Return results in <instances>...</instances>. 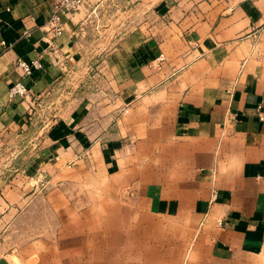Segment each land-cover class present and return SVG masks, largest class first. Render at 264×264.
<instances>
[{
    "label": "crops",
    "instance_id": "crops-1",
    "mask_svg": "<svg viewBox=\"0 0 264 264\" xmlns=\"http://www.w3.org/2000/svg\"><path fill=\"white\" fill-rule=\"evenodd\" d=\"M57 1L0 0V135L27 114L9 99L13 84L45 93L81 62L75 32L91 13L64 16L52 47ZM142 1L153 3L135 6L139 21L101 56V101L70 122L83 145L71 153L130 211L117 215L133 224L126 234L147 223L193 240L198 264H264V0ZM36 58L43 67L24 77L18 59ZM65 136L55 131L59 145ZM118 241V263L140 264L127 259L140 249Z\"/></svg>",
    "mask_w": 264,
    "mask_h": 264
},
{
    "label": "rangeland",
    "instance_id": "rangeland-1",
    "mask_svg": "<svg viewBox=\"0 0 264 264\" xmlns=\"http://www.w3.org/2000/svg\"><path fill=\"white\" fill-rule=\"evenodd\" d=\"M152 3L112 0L98 6L75 35L81 62L69 66L47 92L19 99L27 114L0 135V264H119L118 240L140 249V256H127L139 258L140 264H198L189 251L193 240L167 239L165 231L144 230L147 223L126 234L123 227L133 224L119 223L117 215L130 211L118 207L117 197L107 200L100 171L86 175V159L80 164L71 153L83 145L68 138L75 114L84 119L101 101L96 94L102 87L101 56L139 21L135 6ZM143 17L142 22L150 21ZM56 130L69 142L59 145ZM78 130L84 133L85 123ZM58 149L61 154L54 155Z\"/></svg>",
    "mask_w": 264,
    "mask_h": 264
},
{
    "label": "built area",
    "instance_id": "built-area-1",
    "mask_svg": "<svg viewBox=\"0 0 264 264\" xmlns=\"http://www.w3.org/2000/svg\"><path fill=\"white\" fill-rule=\"evenodd\" d=\"M108 1L112 0H58L54 4L52 13L45 24L47 33L53 34V38L47 37L50 46L56 47L55 38L64 31V16H71L81 10H88L89 13L95 12L98 6H104ZM86 22L87 20H84L81 25ZM82 30L83 26H80L79 30L75 32V34L78 36ZM24 35L29 36L30 31L25 30ZM1 43L6 45L5 41H1ZM17 67L21 70L24 77H30L36 70L41 69L43 64L39 58L33 59L31 61L18 59ZM29 93L30 90L23 83V81H18L10 87L8 96L10 100H17V98H23Z\"/></svg>",
    "mask_w": 264,
    "mask_h": 264
}]
</instances>
